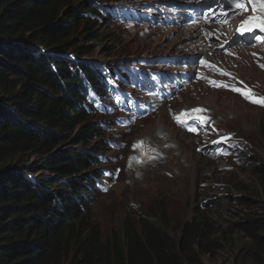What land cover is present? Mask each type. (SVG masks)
Masks as SVG:
<instances>
[{
	"label": "trees",
	"instance_id": "trees-1",
	"mask_svg": "<svg viewBox=\"0 0 264 264\" xmlns=\"http://www.w3.org/2000/svg\"><path fill=\"white\" fill-rule=\"evenodd\" d=\"M74 1L0 0V264H204L221 241L197 207L178 238L146 214L109 234L90 218L106 173L101 127L87 114L103 107L100 80L113 69L81 60L91 50L76 34L93 41L94 18L121 11ZM233 226L248 239L241 264H264V215Z\"/></svg>",
	"mask_w": 264,
	"mask_h": 264
},
{
	"label": "rangeland",
	"instance_id": "rangeland-1",
	"mask_svg": "<svg viewBox=\"0 0 264 264\" xmlns=\"http://www.w3.org/2000/svg\"><path fill=\"white\" fill-rule=\"evenodd\" d=\"M190 1L193 0L73 2L105 5L130 16L127 19L115 12L110 21L101 14L96 16L93 31L98 36L93 41L84 39L82 27H78L76 36L80 39L76 43L91 50L81 60L109 71L113 69L109 72L113 78L115 71L124 66L146 79L159 76V87L167 90L165 99L156 96L161 100L157 102L150 91L153 90L150 82L143 87H133L124 80H114L126 85V100L133 99L134 103L127 101L122 105L111 98L105 102L103 111L87 114L89 121L101 127L99 138L105 141L101 169L105 168L106 173L99 187H95L89 214L105 234L116 229L124 218L135 220L146 214L156 218L178 238V228L193 217L197 207L204 210L221 241V249L211 258L202 256L203 263L241 264L238 255L248 239L233 225L250 213L264 215V176L257 172L260 165H264L261 130L264 107L249 105L232 95V82L223 84L227 87L207 83L212 90L207 89L199 84L204 82L200 72L205 60L206 69L221 66L224 59L219 47L221 42L233 45L235 40L237 44L231 51L237 56L226 59L223 66L230 64L262 94L264 72L250 63L252 57L248 48L251 45L243 37L235 39L231 34L225 39L220 35L238 24L241 10L230 12L222 21L220 8H213L215 4L207 5L204 12L213 11L215 18L211 23L214 25H200L206 27L200 31L201 7ZM251 7L249 5L241 15H248ZM183 18L190 24L183 22ZM26 44L16 41L14 48ZM179 95L181 100L176 102ZM194 106L203 107L202 118L210 114L212 124L216 122L223 133L244 145L248 156L245 154L241 160L239 153L230 150L225 154L226 159H215L216 153L207 155L198 151L205 142L194 138L186 126L174 119L197 114L189 109ZM185 113L187 115H182ZM203 129L207 130L205 125ZM163 136L168 144L162 146L158 139ZM93 181L96 185V180Z\"/></svg>",
	"mask_w": 264,
	"mask_h": 264
},
{
	"label": "clouds",
	"instance_id": "clouds-1",
	"mask_svg": "<svg viewBox=\"0 0 264 264\" xmlns=\"http://www.w3.org/2000/svg\"><path fill=\"white\" fill-rule=\"evenodd\" d=\"M223 6L224 5H213L212 7L221 9ZM236 10H240V9L236 8ZM240 12H242V11H240ZM242 21H244L243 16H239L238 17V24L235 27H233L231 30L226 31L227 33H223L220 35H221V37H223L225 39L228 38V35H231V34L235 35V39L237 37H243V39L246 40V42L251 45V48H248L250 56L252 57L250 59V63L257 66L260 70H262L264 72V67L260 66V65H264V46L261 42H259L256 39L258 36L264 37V31H260L259 34L257 36H255V34H254L255 27H254V30L252 32L241 33L240 31H238V29H239ZM258 22H260V21H255L254 24H257ZM200 25H198V26H200ZM213 25H214V23H209L206 26L211 27ZM200 31H202V30H200ZM203 32L205 33V31H203ZM234 44H237L236 40H235ZM234 44L229 45L225 41L221 42V45L219 47L222 48V51H223V57H224L223 60L232 59V58H235L237 56L236 53L231 51V48L234 46ZM253 54H255V55H253ZM216 59H218V58L216 57ZM218 60H220V59H218ZM205 64H207V60H205L203 62V69L200 73H201V78L203 79V81L208 83V84L215 85L216 87H220L219 85H223L225 82H232L233 85L231 86V89L237 88V89H242V90H244L243 89L244 87H242L244 84H248V87L252 85L251 83H249L248 81H246L245 79L240 77L234 69L231 72H229V71H227V69L224 66H216V65L214 67L206 69L204 67ZM126 67L130 68L128 66H126ZM117 72H120L124 77L123 80L126 81L127 83H129L131 86L136 84V83L131 82V80H129L130 78H129L128 72L125 71V73H124L121 70H119V71L117 70ZM221 72L227 73L228 75H222ZM110 74L111 73H109V76H110ZM108 77L106 76L100 80V85L102 86L103 94H101V96L99 98L101 100V103L103 102V107L101 109H99V106L95 107L93 110V113L94 112L95 113L101 112L105 109L104 108V104H105L104 93L106 91V88H108V87H111L113 90L121 91L120 95H115L112 92H111V95L115 99L123 98L124 100L121 101L122 103L127 102V101L130 103V101L132 100V99L126 100L127 93L119 85L115 86V85L109 84L107 82ZM201 84H203V83H201ZM231 94L234 96H237L239 99H241V97H242V95L237 91L231 90ZM253 94H254V96H256L258 98L264 97V94L260 93L257 90V88L254 90ZM108 99H110L109 96H108ZM180 100H181V97L179 95L177 97L176 102L177 101L179 102ZM242 101H244L245 103H247L249 105L252 104V105L259 106V107H264V106H261L260 104L252 103L248 99H244ZM198 109H201V108H198ZM213 121H214L213 118L209 114L204 119V123H201L199 120L196 119L194 121V123L189 127V128L196 129L197 132L199 133V136H197V137L193 136L194 138H197L198 140L205 142V145L200 147L197 150L201 151L207 155L216 153L217 156L214 157L215 159L216 158L226 159L225 154H227L226 152H228L230 150H233V151L239 153L240 154L239 159H241V160L244 159L243 156L245 154L248 156L247 152L244 150V145L235 142L233 139H231L229 137L228 133H223L218 128L216 122H215V124H212ZM204 125H205V129H207L208 131L207 130L204 131V129H203ZM103 170H105V168H103Z\"/></svg>",
	"mask_w": 264,
	"mask_h": 264
},
{
	"label": "snow or ice",
	"instance_id": "snow-or-ice-1",
	"mask_svg": "<svg viewBox=\"0 0 264 264\" xmlns=\"http://www.w3.org/2000/svg\"><path fill=\"white\" fill-rule=\"evenodd\" d=\"M249 5L252 6L253 12H256L257 10L264 11V0H246V3L243 2V0H236V3H235V7L237 9H240L241 11L246 10ZM255 21H260V23L254 24ZM254 27H259L260 31H264V17L252 16L250 19L242 21L238 31H240L241 33L252 32L254 30ZM256 39L259 42L264 43V37L258 36ZM260 66L264 67V65H260ZM221 74L228 75L227 73H223V72H221ZM219 86L227 87L226 85H219ZM232 90L239 92L242 96L245 97V99L250 100V102L264 106V97L258 98L254 96V94L251 92L250 89L242 90V89L233 88ZM192 111L195 113H200L204 111V109H193ZM182 115H187V113L182 114ZM174 119H176L177 123H182L180 116L174 117ZM196 119L199 120L201 123H204V119L201 116L197 115ZM189 131H196V130L190 128Z\"/></svg>",
	"mask_w": 264,
	"mask_h": 264
},
{
	"label": "bare ground",
	"instance_id": "bare-ground-1",
	"mask_svg": "<svg viewBox=\"0 0 264 264\" xmlns=\"http://www.w3.org/2000/svg\"><path fill=\"white\" fill-rule=\"evenodd\" d=\"M231 1V0H230ZM99 8H106L105 7V5H103V6H99ZM121 11V10H120ZM123 12L124 11H121V13L119 14V16L120 17H122L124 14H123ZM262 12L263 11H261V16L260 17H264V15H262ZM111 19V18H110ZM260 22H258L257 24H259ZM206 27L205 26H199V30H204ZM197 29V30H198ZM197 30H195V32H197ZM259 32H260V29H259V27H255V32H254V34H259ZM197 35H198V33H197ZM234 36V35H233ZM205 59H206V56L204 57ZM204 60V59H203ZM222 61V65L221 66H223L224 65V61L225 60H221ZM219 64H221V63H219ZM225 68L227 69V71H229V72H231L233 69H232V66L229 64V65H227V66H225ZM114 80H116V79H114ZM113 80V81H114ZM115 82V81H114ZM115 83H118V82H115ZM199 84H201V83H199ZM203 85L207 88V89H209V90H212V89H210L209 87H208V84L206 83V82H203ZM125 86V88H126V85H124ZM231 87V86H230ZM242 87H244L243 89L245 90V89H250V90H255L256 89V87L254 86V85H251V86H249L248 87V84H244ZM124 90V89H123ZM165 90L162 88V91H161V93H160V95H158L161 99H165V95H166V93H167V91L166 92H164ZM213 91H215V90H213ZM245 99V97H241V100H244ZM198 108H203V107H190L189 109L192 111L193 109H198ZM193 112V111H192ZM197 115H199V116H201L202 117V113L200 112V113H197V114H194V115H190L189 117H187V118H185V119H181L182 120V123H180L182 126L184 125V126H186L187 128H188V130L190 129L189 127L194 123V121L196 120V116ZM247 128V127H246ZM191 129H194V128H191ZM196 130V129H195ZM190 133H191V135L192 136H196L197 137V135L199 134L198 132H197V130L196 131H190ZM160 135L162 134V133H159ZM164 138H165V136H163L162 138H159L158 139V141H160V143H161V145L163 146V145H166V144H168L166 141H164ZM202 176V175H201ZM199 210V209H198ZM195 212V211H194ZM185 223V222H184Z\"/></svg>",
	"mask_w": 264,
	"mask_h": 264
},
{
	"label": "water",
	"instance_id": "water-1",
	"mask_svg": "<svg viewBox=\"0 0 264 264\" xmlns=\"http://www.w3.org/2000/svg\"><path fill=\"white\" fill-rule=\"evenodd\" d=\"M16 42V41H15ZM15 42H14V44H15Z\"/></svg>",
	"mask_w": 264,
	"mask_h": 264
}]
</instances>
